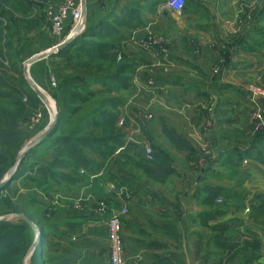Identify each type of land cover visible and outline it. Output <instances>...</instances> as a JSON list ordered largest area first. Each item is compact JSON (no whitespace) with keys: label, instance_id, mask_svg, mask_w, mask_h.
I'll return each instance as SVG.
<instances>
[{"label":"rangeland","instance_id":"rangeland-1","mask_svg":"<svg viewBox=\"0 0 264 264\" xmlns=\"http://www.w3.org/2000/svg\"><path fill=\"white\" fill-rule=\"evenodd\" d=\"M63 1L65 0H0V92L8 93L13 87L22 91L15 98L16 103H19L18 107H15L13 102L0 97V117L6 115L9 118L17 115V131L20 135V148L13 158H11L12 154L0 153V169L3 168L2 172L0 171V184L8 179L11 181L20 166L29 169V173L19 180L13 183L6 182V186L9 185V187L7 191L0 194V218H4V221L22 219L38 229L30 221L33 219L34 213L38 212L33 220L49 224L51 222L49 213L51 214L56 204L64 198V194L72 193L74 195L75 189L80 183H84L86 179L104 171L107 172L100 176L99 183H110V188L113 186L117 195L120 192L124 194L128 191L126 187L130 183L128 180L119 183L122 180V175L133 181L144 176L151 182L149 184L152 185L151 187H156L154 184L156 183L158 186L161 178L156 173V169L161 166L159 161L165 158L163 164L173 163L175 159L173 150L186 153L185 164L190 168L198 167V156L203 147L207 148L210 151L211 160L205 171H211L217 165L214 154L219 142L227 145L246 144L249 148L252 140L260 132L264 133V75L257 74L253 77L255 82L244 83L241 93H232L236 94L234 97H242L244 101L248 100L243 110H240V121H242L243 127L240 133H216L214 129L215 114L219 98L215 93H211L214 98L210 94L212 97H208V103L202 106L203 108L200 105L196 107L199 110L198 118L188 127H184L186 129L183 130L184 141L180 139L181 145H176L177 147L169 140L172 128L164 125L162 121L159 122L161 116H157L155 107L159 91L154 92L155 90H153L161 79L160 76H156L158 71L163 72L165 74L163 76L169 77L168 82L180 79L179 76L170 75L176 74L173 65L183 69L179 74L183 77L181 81L185 83L184 85L189 84L190 88L199 85L200 88H196L198 94L204 92L206 88L224 85L221 80H225L224 68L230 67L228 56L230 46L241 42L245 44V40L240 34L253 24L264 0H240L236 17L233 20L223 19L231 43L226 44L221 41L208 45L210 50L217 51L218 56L213 62H204L207 66V71L204 74L194 70L192 65L183 60L185 58L172 60L171 50L177 46L153 30L142 40L130 42L132 36L142 28L143 22L146 21L144 7L150 4L163 5L161 0H110L112 6L109 9L104 8V13L94 22V24L102 22L105 27L109 28V31L101 38L92 40L98 43L99 48L90 46L87 52L80 53L79 50L70 51V59L67 60L56 56L58 52L55 51V47L62 44L63 39L53 34L52 25L46 20L44 10L58 6ZM251 2L255 4L251 5ZM111 11H114V14ZM91 24H87V26ZM120 36L122 39L118 38ZM247 46L249 47L248 44ZM180 50L184 55L192 54L195 57H200L201 47L198 44H183ZM40 54L47 56L35 60L34 57ZM250 57L243 59L241 66L244 67L248 61L256 64L264 63V60ZM111 58L114 59V62ZM261 58L263 57L261 56ZM190 61L196 63L199 59ZM83 62L103 64L107 72L113 71L111 74H114V77L109 78L105 84L110 89L107 90L103 84L90 85L88 90L97 91L96 98L81 107L82 110L78 115L67 118V115L64 114L60 117L59 113L64 104V97L58 89L50 85V77L54 80V84L59 86L65 76L74 75L72 68ZM235 65L231 67L235 68ZM237 65L239 64L237 63ZM125 67H131L133 71L130 74H123ZM137 73H140L142 80L141 85L136 88L134 78ZM115 77H119V83L114 81ZM29 79L36 87L30 84ZM197 80L199 83L196 82ZM150 82L151 84H149ZM130 89H137L139 92L131 93ZM36 91H39L41 95L38 96ZM226 98L230 100V94ZM218 111L220 112V110ZM98 117H104L106 122L104 123ZM86 123L92 125L89 130L84 129ZM114 135L120 136L118 139L122 143L108 158L93 151L91 148L97 150L100 149V146L87 140L88 138L104 139ZM60 139L61 141L58 142ZM141 143L148 144L153 153L155 152L157 155L156 160L153 155L154 162L152 161L153 164L151 162L155 167L154 171L145 168L148 164L144 158ZM104 145L111 146L112 143L108 142ZM129 146L130 148H128ZM139 148L142 151L141 156L130 154L132 150L136 153ZM103 151L107 150L103 148ZM125 151L124 156L122 154ZM256 151L260 156L256 155L252 160L263 162L264 145L257 146V150H253V152L257 154ZM113 157H116L115 160ZM137 159L138 162L145 163L146 166L141 167L137 163ZM246 161L243 160L242 163L246 164ZM12 170L14 173L10 177ZM231 176L235 178L234 183H221L220 190L210 192H222L225 194V198L230 197L229 203H224L221 196L217 194L205 205L213 211L236 212L235 204L230 203V200L235 195L241 196L242 185L244 192L247 191L248 195L252 196V201L243 210L248 222L252 220L253 223L260 226V229H264V191L244 188V183H238L243 179L240 174L231 173L229 177L231 178ZM93 182L96 183V179ZM131 183L133 182L131 181ZM181 184L185 185V183H177L178 186ZM225 189L229 191V197ZM218 199L221 202H217ZM97 204L94 207L97 208ZM71 209L73 210V208ZM44 213L48 215L45 216ZM252 213L257 214L255 218L247 216ZM242 221H244V217L243 220L228 221L226 229L223 226L209 229L218 234L209 242L205 237V243L202 244L200 252L212 256L227 254V264H232L237 257H242L238 264H264V231H261L263 235L260 238L249 237L246 233L249 228L245 227L246 230L240 231ZM33 232L32 238H29L27 231L19 232L25 235V240H31V244L26 252L19 251L11 257V261L22 257L21 264L28 263L33 253V244L36 241L37 245L40 243L41 233L38 237L34 229ZM224 233L228 238L223 241L221 237ZM230 239L234 241L229 243ZM200 241L202 240L200 239L199 243ZM166 253L164 252V254ZM247 253L249 254L247 255Z\"/></svg>","mask_w":264,"mask_h":264},{"label":"crops","instance_id":"crops-1","mask_svg":"<svg viewBox=\"0 0 264 264\" xmlns=\"http://www.w3.org/2000/svg\"><path fill=\"white\" fill-rule=\"evenodd\" d=\"M239 1L185 0L184 9L180 14L170 11L164 5H147L144 7L146 21L132 36L130 42L142 40L153 30L177 46L171 50L172 60L185 58L183 60L192 65L194 70L204 74L207 71L204 62H213L218 56L217 51L210 50L208 45L221 41L226 44L231 43L223 19L233 20L236 17ZM254 4L251 2V5ZM111 6L110 0H85L84 28L87 24L96 22L105 9ZM244 30L240 35L243 36L245 44L241 42L230 46L228 54L230 67L224 68L225 80H221L224 85L206 88L204 92L198 94L196 88H200L199 85L190 88L189 84L184 85L185 83L181 81L183 77L179 73L182 68L173 65L176 74L170 75L179 76L180 79L171 80L172 82H168L169 77L163 76L165 74L158 71L156 76H160L161 79L153 89L154 92L159 91L155 105L156 114L163 119H159V122L162 121L164 125L172 128L169 140L174 146L181 145L180 139L184 141L183 130H186L184 127L197 120L199 110L196 107L207 104L208 97H212L211 93H215L219 98L215 114L216 133L235 134L242 131L240 110H243L248 100L234 97L236 94L232 93L242 91L241 88L246 82H255L253 77L257 74L264 75V63L256 64L248 61L244 67L241 66L243 59L251 58L250 56L264 60V3L253 24ZM183 44L200 45V57L192 54L184 55L180 50ZM191 59H199V61L195 63L190 61ZM233 65L235 68L231 67ZM141 80L140 73H137L134 78L136 88L141 85ZM196 82L199 83L198 80ZM130 90L135 94L139 92L137 89ZM228 94L230 100L226 98ZM217 146L214 154L217 165L211 171H205L208 167L202 170L196 166L189 168L185 164L186 153L179 150H173L175 157L173 163H164L166 164L164 166L165 158L160 159L161 166L156 169L157 175L161 176L158 182L160 184L158 186L154 184L158 188L151 187L152 185H149L151 182L144 176L133 181L122 175L123 181L130 182L126 186L129 197L124 201L110 188V183H99L100 176L107 171L80 183L75 189V194H64V198L56 204L50 214L51 222L48 224L40 249L44 264H109L105 223L113 212L119 211L124 205L128 210L127 215L121 218L125 264H227V254L222 253L221 257L204 255L200 252L205 237L209 242L218 234L209 229L220 226L226 229L228 221L243 220V217L244 221L240 224L241 227L239 226L240 231L249 228L246 230L249 237L260 238L264 229H260V226L252 220L248 222L243 210L252 201V196H249L247 191L244 192L242 185L241 196L235 195L230 200V203L235 204L236 212L210 210L205 204L213 198L208 194L220 190L221 183H234L235 178L229 177L231 173L243 177L238 183H244V188L264 191V161L259 163L252 160L257 155L255 153L243 159L241 153L248 149L246 144L227 145L219 142ZM125 154L126 151L122 155ZM130 154L141 156V148L136 153L132 150ZM115 158L113 157V160ZM243 160H247V165L242 163ZM137 163H139L138 159ZM131 176L133 177V174ZM94 179L96 183L93 182ZM177 183H185V185L178 186ZM199 190L200 193L197 194ZM225 191L229 197V191L226 189ZM217 194L224 203H229L230 197L225 198L222 192ZM74 202H79L80 207L75 208ZM99 202L103 203L105 208L103 212L98 213L94 205ZM256 215L252 213L247 216L255 218ZM225 235L226 233L221 237L223 241L228 238ZM200 239L202 241L199 243ZM233 241L230 239L229 243ZM240 258L242 257L235 258L232 264H238Z\"/></svg>","mask_w":264,"mask_h":264},{"label":"trees","instance_id":"trees-1","mask_svg":"<svg viewBox=\"0 0 264 264\" xmlns=\"http://www.w3.org/2000/svg\"><path fill=\"white\" fill-rule=\"evenodd\" d=\"M185 1V0H184ZM185 6V5H184ZM114 10H116V7H114ZM45 11V10H44ZM114 14V11H111ZM3 15V14H2ZM5 15V14H4ZM45 15V14H44ZM6 16V15H5ZM140 25V22H139ZM69 29V26L68 28ZM109 31V28L102 22L99 23H93L90 26H85V28L82 30V33L78 36H76L69 45H67L63 50L58 52L56 56H59L63 59H70L69 52L79 50L80 52H87L88 48L90 46H96V49L99 48L98 43H96V38H101L104 34H106ZM119 39H122V37H118ZM97 51V50H96ZM114 62V59L111 58ZM124 71L123 74H130L133 71V68L131 67H125L123 68ZM72 70L74 71L73 76H65L59 86H54L53 88H56L59 90L60 93H62L63 98V106L60 108L59 116L62 117L67 115V118H70L71 116L74 117L78 115L81 112V107H84L88 104V102L91 99L96 98L97 91H89L90 85L93 84H103V86L106 84L109 78L114 77V74H111L113 71H108L105 69L103 64L98 63H89V62H83L79 63L78 65H75ZM111 74V75H110ZM119 77H115L114 81L119 83ZM106 89L109 90L110 87L107 85ZM13 91V92H12ZM100 91V90H99ZM98 91V92H99ZM12 92V93H11ZM22 91L17 90V88L13 87L10 88V92L8 93H2L0 92V97L3 99H6L10 102H13L15 107L19 106V103H16V95L20 94ZM58 116V117H59ZM102 121H105L104 117H98ZM17 115H14L12 117H7L6 115L3 117H0V153H3L4 155L12 154V157L14 154L19 150V132L17 131ZM61 120V119H60ZM59 120V121H60ZM69 120V119H68ZM90 127H92L91 124L86 123V130H89ZM112 134H114V131H112ZM264 133L260 132L259 135H257L250 145V147L241 153V157H250L253 156V150H257V146L262 147L264 145ZM120 136L114 135L111 137H107L104 139H91L88 138L87 140L89 142H93L94 145L100 146V149L91 148L93 151L99 153L105 158H108L112 153H114L115 148L119 147L122 143V141H119ZM61 141L58 140V142ZM82 142V141H81ZM108 142H111L112 145H104L108 144ZM131 146V145H130ZM130 146L128 148H130ZM103 148H105L107 151H103ZM127 150V149H126ZM237 151V150H236ZM238 152V151H237ZM239 153V152H238ZM257 155L259 153L256 151ZM154 160H156V154L153 153ZM211 160V159H210ZM152 162V161H151ZM151 162L147 161V167H145L147 170H152L154 166H152ZM141 165V167L146 166L145 163H138ZM3 168L0 169L2 172ZM27 173H29V169L24 168L23 166L19 167L14 173L12 180L10 183H13L14 181L19 180L20 178L24 177ZM1 175V174H0ZM119 183H124L123 178ZM9 185H5V187L0 192L3 193L7 191ZM200 193V190L197 191V194ZM212 198H214L217 193L212 192L210 193ZM36 216L38 212L34 213ZM45 216L48 215L47 213H44ZM43 214V215H44ZM34 216L33 219L35 218ZM50 217V213H49ZM33 219H30V221L38 228L40 231V243L36 246V248L33 249V253L31 255L30 260L27 264H44L42 261V255H41V247H42V241L44 239V235L46 234V230H48V224L42 223L40 221H35ZM21 231H27L29 238H32L34 235L32 227L24 222L22 219L17 220H11V221H0V264H21V258H16L14 261H11L10 258L16 255L19 251H25L28 249V247L31 244V240L28 241L25 240V235H22Z\"/></svg>","mask_w":264,"mask_h":264},{"label":"built area","instance_id":"built-area-1","mask_svg":"<svg viewBox=\"0 0 264 264\" xmlns=\"http://www.w3.org/2000/svg\"><path fill=\"white\" fill-rule=\"evenodd\" d=\"M164 7L173 11L177 14L182 12L185 5L184 0H161ZM46 20L52 25L53 34L62 38L63 41L69 36L74 34H79L84 29V9L82 7L81 1L65 0L60 5L55 7H49L44 11ZM69 26V29L66 27ZM62 41V42H63ZM51 86H55L54 80H49ZM151 84V82L149 83ZM45 96V95H44ZM25 101V99H23ZM141 148L146 161H153V151L148 144L141 143ZM211 156L210 151L207 148H202V152L198 156V167L200 170L208 167ZM114 189V187H111ZM128 193V194H127ZM121 193L119 196L121 199L127 200L129 197V192ZM217 202H221L219 199ZM75 208L80 207L79 202L74 203ZM104 204H97V212H102L104 210ZM247 211V210H246ZM127 208L123 206L119 211L113 212L111 216L106 220V241L108 244V262L109 264H125L124 260V250L121 239V218L127 215Z\"/></svg>","mask_w":264,"mask_h":264},{"label":"water","instance_id":"water-1","mask_svg":"<svg viewBox=\"0 0 264 264\" xmlns=\"http://www.w3.org/2000/svg\"><path fill=\"white\" fill-rule=\"evenodd\" d=\"M81 4H82V7H83L84 12H85L84 0H81ZM75 35H78V34H74V35L69 36L66 40L63 41L62 44L56 46V47H55V51H56V52H59V51H61L63 48H65L67 45H69V44L71 43V41L75 38ZM46 56H47V55H45V54L36 55V56L34 57V59H35V60H40V59H42V58H44V57H46ZM28 81L30 82V84H31L32 86L36 87L35 84H33V83L30 81V79H29ZM36 92H37L38 96L41 95L39 91H36ZM41 97H42V96H41ZM41 97H40V98H41ZM13 173H14V171L12 170L9 176L11 177V176L13 175ZM10 177H9V178H10ZM6 182L9 183V182H10V179H8V180H6L5 182H2V183L0 184V192H1L2 189L5 187ZM0 221H4V218H0ZM27 223H28V224H29V225L35 230V234H37L38 237H39L40 231H38V229H35V227H34L30 222L27 221ZM38 241H39V240H38ZM36 245H37V241L35 242V244H33V246H32V250H33L34 248H36Z\"/></svg>","mask_w":264,"mask_h":264}]
</instances>
